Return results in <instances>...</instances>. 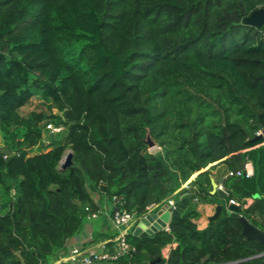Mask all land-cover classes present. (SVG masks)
<instances>
[{
	"label": "trees",
	"instance_id": "trees-1",
	"mask_svg": "<svg viewBox=\"0 0 264 264\" xmlns=\"http://www.w3.org/2000/svg\"><path fill=\"white\" fill-rule=\"evenodd\" d=\"M262 7L0 0V148L11 151L0 152V264L58 259L99 213L95 193L138 220L177 202L168 229L127 234L134 249L116 264H264V243L242 235L228 206L264 231V145L253 148L264 142V25L244 23ZM50 123L64 131L46 143ZM67 150L73 163L60 169ZM246 160L254 174L238 176ZM215 162L226 166L224 196L211 194L209 170L184 186ZM216 200L220 214L200 229L199 203Z\"/></svg>",
	"mask_w": 264,
	"mask_h": 264
},
{
	"label": "crops",
	"instance_id": "crops-1",
	"mask_svg": "<svg viewBox=\"0 0 264 264\" xmlns=\"http://www.w3.org/2000/svg\"><path fill=\"white\" fill-rule=\"evenodd\" d=\"M261 145H264V142L254 146L253 148L260 147ZM253 148H250V149H253ZM250 149H247V150H250ZM246 163L248 164V166H253V163L251 160H246L245 164ZM225 168L226 166L223 163H219V162L212 163L206 168L202 169L201 171L195 173L192 176V178L186 183V185L190 181H192L200 172L209 170L211 183H212V179L218 182V190L220 191V193L218 191L213 192V186H212L211 194H219L220 196H224L225 194L223 193H227L224 189V181L226 178V175L224 174ZM263 195L261 193H256L252 197H247L245 199V202L243 203L244 207L250 206L251 204L254 203L255 198L262 197ZM94 200L100 205V208H99L100 214L98 213L99 215L97 217H89V216L86 217V221H85L84 227L81 230V232H79L78 234H76L75 236H73L67 241L66 248L60 252V257L54 260L51 264L70 263L73 257H75L79 261H83L84 259H88V258L91 259L92 255L102 250L101 245L104 243L106 244L107 249L109 251L113 249L116 250L117 248L116 241H117V237L119 234V229L117 228L114 222V219H113V212L117 209L115 205V201L109 200L107 198H102L100 194L98 193L94 194ZM167 203L168 201L160 207L158 205L152 206L148 212L158 211L162 213L168 209ZM237 203H238L237 205L239 206L240 203L239 202ZM219 205L223 207V204L220 202V200L199 203L198 210H199L200 215L198 219L196 220V222L200 229H204L208 226L210 220L216 214L217 207ZM260 220H261L260 222L264 223V218H260ZM137 224H138V221L137 220L134 221L132 225L129 227L128 233L131 231H134ZM169 224L165 229H168ZM112 242H114V245H110V243ZM175 245L176 244H172V245H168L165 248H163V251H162L163 256H164V253L170 252L171 249L175 247ZM75 250H78V254H74Z\"/></svg>",
	"mask_w": 264,
	"mask_h": 264
},
{
	"label": "water",
	"instance_id": "water-1",
	"mask_svg": "<svg viewBox=\"0 0 264 264\" xmlns=\"http://www.w3.org/2000/svg\"><path fill=\"white\" fill-rule=\"evenodd\" d=\"M244 23L261 28L264 25V7L254 10L249 16L245 17ZM259 127L262 128V124H259ZM54 136L55 135L52 133L51 139H54ZM262 136H264V130L258 133L256 138H260ZM153 145L154 144L151 141L150 146H153ZM0 152L4 154H11V151L5 148H0ZM72 158H73L72 152L67 151L61 160L60 169H66L70 165H72L73 163ZM244 167H245V162L242 163V168ZM212 186H213V192L218 191L220 193V191L218 190V182H216L214 179H212ZM223 194H226V193H223ZM176 206H177V202L175 203V207ZM116 208L118 209V207ZM221 208L222 206L220 205L217 207V212L213 216V218L219 215ZM173 209L174 207H169L167 210H165L162 213L158 211L157 212H154V211L147 212L145 215L139 218L138 224L135 227L133 233L140 237H146L155 232L165 229L170 223ZM229 209L232 212V215L234 217H237L240 223L242 224V227H243L242 235L244 237H246L249 240H258L264 243V231L256 227L255 225H253L246 217L239 215L238 205L230 204Z\"/></svg>",
	"mask_w": 264,
	"mask_h": 264
},
{
	"label": "built area",
	"instance_id": "built-area-1",
	"mask_svg": "<svg viewBox=\"0 0 264 264\" xmlns=\"http://www.w3.org/2000/svg\"><path fill=\"white\" fill-rule=\"evenodd\" d=\"M47 131H49V134L53 133L61 134L64 131L63 125H55V124H48L47 125ZM238 176H245V177H251L254 174V168L253 166H248V164H245V167L241 170L237 171L236 173ZM120 198L114 197L115 203H118ZM231 204L237 205L238 203L231 199ZM167 207H174L175 208V201L172 199L168 200ZM89 210V208H87ZM97 212L90 213L89 217H97ZM114 222L119 229V234L117 237V248L113 253H110V251L107 249L106 244H102V250L100 252L92 255V258L84 259L83 261H79L75 257L72 258V261L67 264H116L115 260L123 254H127L131 252L132 249H134L127 241V234L129 231V227L132 225L134 221H138V218L134 215V213L125 211L118 207L116 209L114 215H113ZM170 252L164 253V257L167 259L169 257ZM74 254H78V250L74 251Z\"/></svg>",
	"mask_w": 264,
	"mask_h": 264
},
{
	"label": "rangeland",
	"instance_id": "rangeland-1",
	"mask_svg": "<svg viewBox=\"0 0 264 264\" xmlns=\"http://www.w3.org/2000/svg\"><path fill=\"white\" fill-rule=\"evenodd\" d=\"M37 104H38V101L37 100H33V102L29 106H27L25 108V110L28 111V110H31V109L35 108L37 106ZM48 134H49V131H47V130L44 131V136H45V142L46 143H49L50 142L49 137H48L49 136ZM3 146H4V137H3L2 133L0 132V147H3ZM49 149L38 150V149L35 148V149H32L30 151V155H34V154L40 153V152H45V151H47ZM158 149L159 148L156 147L155 145L150 146V150L153 151V152L154 151H157ZM67 151H70V150H67Z\"/></svg>",
	"mask_w": 264,
	"mask_h": 264
}]
</instances>
